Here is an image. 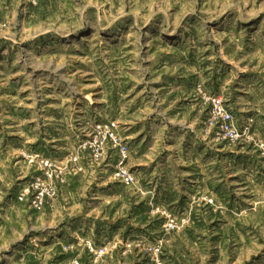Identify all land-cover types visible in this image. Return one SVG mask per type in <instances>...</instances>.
Masks as SVG:
<instances>
[{
    "label": "rangeland",
    "instance_id": "obj_1",
    "mask_svg": "<svg viewBox=\"0 0 264 264\" xmlns=\"http://www.w3.org/2000/svg\"><path fill=\"white\" fill-rule=\"evenodd\" d=\"M0 264H264V0H0Z\"/></svg>",
    "mask_w": 264,
    "mask_h": 264
},
{
    "label": "built area",
    "instance_id": "obj_2",
    "mask_svg": "<svg viewBox=\"0 0 264 264\" xmlns=\"http://www.w3.org/2000/svg\"><path fill=\"white\" fill-rule=\"evenodd\" d=\"M219 115L222 120L221 128L231 140H238L250 132V127H247L242 133L235 127L233 116L224 108H219Z\"/></svg>",
    "mask_w": 264,
    "mask_h": 264
}]
</instances>
